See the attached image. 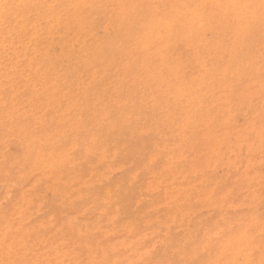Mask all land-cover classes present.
Returning a JSON list of instances; mask_svg holds the SVG:
<instances>
[{"label": "rangeland", "instance_id": "obj_1", "mask_svg": "<svg viewBox=\"0 0 264 264\" xmlns=\"http://www.w3.org/2000/svg\"><path fill=\"white\" fill-rule=\"evenodd\" d=\"M259 3L0 0V264H264Z\"/></svg>", "mask_w": 264, "mask_h": 264}, {"label": "snow or ice", "instance_id": "obj_2", "mask_svg": "<svg viewBox=\"0 0 264 264\" xmlns=\"http://www.w3.org/2000/svg\"><path fill=\"white\" fill-rule=\"evenodd\" d=\"M239 7H243L246 9H252L253 12H255L256 8H259L261 21L262 23H264V0H260L259 5L244 4V5H239Z\"/></svg>", "mask_w": 264, "mask_h": 264}, {"label": "bare ground", "instance_id": "obj_3", "mask_svg": "<svg viewBox=\"0 0 264 264\" xmlns=\"http://www.w3.org/2000/svg\"><path fill=\"white\" fill-rule=\"evenodd\" d=\"M201 86V85H200ZM61 164H63V162L61 163ZM72 219V218H71ZM72 224V223H71Z\"/></svg>", "mask_w": 264, "mask_h": 264}]
</instances>
